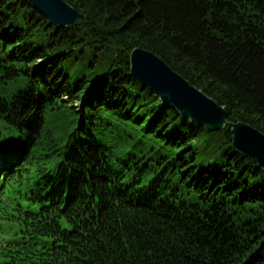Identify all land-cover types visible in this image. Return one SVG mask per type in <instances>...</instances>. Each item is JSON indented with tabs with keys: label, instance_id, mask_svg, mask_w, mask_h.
<instances>
[{
	"label": "trees",
	"instance_id": "trees-1",
	"mask_svg": "<svg viewBox=\"0 0 264 264\" xmlns=\"http://www.w3.org/2000/svg\"><path fill=\"white\" fill-rule=\"evenodd\" d=\"M0 0V264H264V171L130 76L145 49L264 135V0Z\"/></svg>",
	"mask_w": 264,
	"mask_h": 264
},
{
	"label": "water",
	"instance_id": "water-1",
	"mask_svg": "<svg viewBox=\"0 0 264 264\" xmlns=\"http://www.w3.org/2000/svg\"><path fill=\"white\" fill-rule=\"evenodd\" d=\"M55 29L82 20L63 0H26ZM130 76L148 89L162 104L176 110L182 119L209 132L227 128L232 148L264 171V135L244 122H229L225 109L192 86L151 52L136 48L129 56Z\"/></svg>",
	"mask_w": 264,
	"mask_h": 264
}]
</instances>
